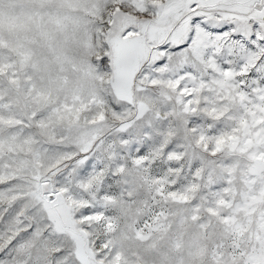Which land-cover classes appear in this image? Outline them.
Masks as SVG:
<instances>
[{"label": "snow or ice", "instance_id": "1", "mask_svg": "<svg viewBox=\"0 0 264 264\" xmlns=\"http://www.w3.org/2000/svg\"><path fill=\"white\" fill-rule=\"evenodd\" d=\"M0 264H264V0H0Z\"/></svg>", "mask_w": 264, "mask_h": 264}]
</instances>
